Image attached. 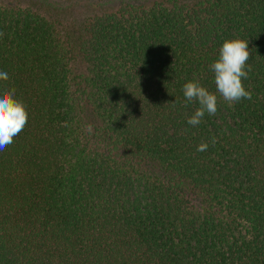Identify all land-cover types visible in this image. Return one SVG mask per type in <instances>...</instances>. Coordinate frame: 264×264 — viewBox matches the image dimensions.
I'll return each instance as SVG.
<instances>
[{
    "label": "trees",
    "instance_id": "16d2710c",
    "mask_svg": "<svg viewBox=\"0 0 264 264\" xmlns=\"http://www.w3.org/2000/svg\"><path fill=\"white\" fill-rule=\"evenodd\" d=\"M70 3L0 0L29 116L0 152V264H264V0ZM236 37L251 99L189 125L183 84L215 92Z\"/></svg>",
    "mask_w": 264,
    "mask_h": 264
},
{
    "label": "clouds",
    "instance_id": "9594fccd",
    "mask_svg": "<svg viewBox=\"0 0 264 264\" xmlns=\"http://www.w3.org/2000/svg\"><path fill=\"white\" fill-rule=\"evenodd\" d=\"M4 33L0 31V37ZM251 56L248 40L236 37L226 39L219 49L218 58L209 65L214 76L215 92L210 91L199 81L190 80L183 84L182 91L187 102H198L199 107L187 119V123L197 126L204 118L205 113L215 115L218 108V95L229 106L242 99H251L252 93L246 90L242 79H247L251 67L247 64ZM9 79L6 71H0V81ZM26 105L15 95V89L0 85V152L14 142V138L23 131L28 122ZM213 136L211 143L215 144ZM208 141H201L197 151H206Z\"/></svg>",
    "mask_w": 264,
    "mask_h": 264
},
{
    "label": "rangeland",
    "instance_id": "374dc122",
    "mask_svg": "<svg viewBox=\"0 0 264 264\" xmlns=\"http://www.w3.org/2000/svg\"><path fill=\"white\" fill-rule=\"evenodd\" d=\"M66 1H69L71 2L70 4H67V5H71L75 0H65ZM77 1V5L75 6V8H73V11L76 10L79 5H81L80 9H77V10H80V11H77V13H74L75 15H79V14H86L87 12L90 11V8H93L96 3H94V0H76ZM72 10V9H71ZM91 10H96V6L94 9H91ZM80 16V15H79Z\"/></svg>",
    "mask_w": 264,
    "mask_h": 264
}]
</instances>
